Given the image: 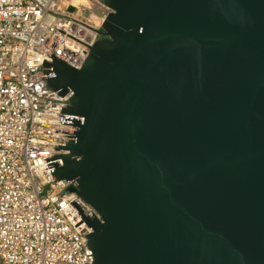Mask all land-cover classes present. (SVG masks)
<instances>
[{
    "label": "water",
    "instance_id": "1",
    "mask_svg": "<svg viewBox=\"0 0 264 264\" xmlns=\"http://www.w3.org/2000/svg\"><path fill=\"white\" fill-rule=\"evenodd\" d=\"M103 5L92 48L60 32L79 70L42 64L83 119L45 162L99 216L70 203L92 264H264V0Z\"/></svg>",
    "mask_w": 264,
    "mask_h": 264
},
{
    "label": "built area",
    "instance_id": "2",
    "mask_svg": "<svg viewBox=\"0 0 264 264\" xmlns=\"http://www.w3.org/2000/svg\"><path fill=\"white\" fill-rule=\"evenodd\" d=\"M103 11V0H0V264L94 262L85 244L91 231L84 222L74 227L82 220L70 203L99 216L75 192L67 195L71 181L53 182L46 165L61 159L45 162L68 154L54 149L75 140L54 133L76 132L64 118L83 119L61 114L70 94L61 98L46 85L42 64L53 55L79 70L90 53L84 45L104 38Z\"/></svg>",
    "mask_w": 264,
    "mask_h": 264
},
{
    "label": "bare ground",
    "instance_id": "3",
    "mask_svg": "<svg viewBox=\"0 0 264 264\" xmlns=\"http://www.w3.org/2000/svg\"><path fill=\"white\" fill-rule=\"evenodd\" d=\"M68 1L74 4H86V0H68ZM95 21H99V20H95ZM99 23L100 21L98 23L95 22L96 25H98Z\"/></svg>",
    "mask_w": 264,
    "mask_h": 264
},
{
    "label": "rangeland",
    "instance_id": "4",
    "mask_svg": "<svg viewBox=\"0 0 264 264\" xmlns=\"http://www.w3.org/2000/svg\"><path fill=\"white\" fill-rule=\"evenodd\" d=\"M107 15V12L106 11H103L100 13V19H103L104 20V16L106 17ZM96 23H98L99 21H95Z\"/></svg>",
    "mask_w": 264,
    "mask_h": 264
}]
</instances>
